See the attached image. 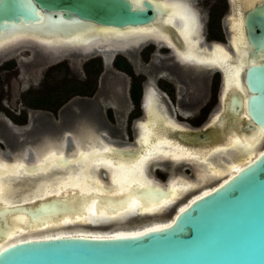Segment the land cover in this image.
Segmentation results:
<instances>
[{
    "label": "bare ground",
    "instance_id": "bare-ground-1",
    "mask_svg": "<svg viewBox=\"0 0 264 264\" xmlns=\"http://www.w3.org/2000/svg\"><path fill=\"white\" fill-rule=\"evenodd\" d=\"M132 1L138 4L142 0ZM166 1L162 6L169 15L167 22L176 25L180 36L183 37V40L180 39L184 41L186 52L179 50L181 60L197 64L209 63L221 68L222 71L224 70L221 97L223 107L218 108L220 110L214 112L211 121L208 122V124H215L227 114V111L223 112V109L225 101L229 106V96L241 95L243 102L247 97L248 91L242 77L246 66L254 62V59L248 62L245 36L239 32L233 34L232 53H229V49L227 50L224 46L216 45L214 50L210 51V58L202 56L198 54L200 46L199 40L196 38V19L186 6ZM160 27H164V25ZM145 37L148 39L158 38L159 41L164 39L170 43L169 38L164 37L155 27L149 29L130 27L125 30H117L110 27L99 29L90 24H83L56 33H45L40 27H23L2 33L0 34V51L25 41H36L45 46L47 50L69 47L81 49L85 54L98 51L106 57L107 61L110 59V55L115 56L117 52L124 51V47L128 44ZM93 47L97 49H91ZM145 112L146 119L139 121L136 125L138 133L135 143L123 145L124 148L137 151V155L130 158L114 153L113 147H116L117 142H110L112 146L104 137L77 139L74 134L71 139L75 146L72 145L67 152L65 150L63 152L65 154L61 151L58 154L55 152L57 151L55 148L42 147L43 149H39L40 151L37 152L33 147L29 149L27 147L22 156L17 155L12 162H6L3 154L0 153V208L35 204L57 196V198L65 197L66 204L63 205V210L71 211L58 218L52 215L54 210L51 209L48 212H41L42 218L36 217L35 220H31L24 211L13 213L10 215L11 227L8 232L0 233V248L23 240L61 237L68 234L108 236L120 233L131 234L147 227L157 228V226L166 223L168 218L142 222L141 225H136L134 228H128L126 222L128 223L137 213H149V215L162 213L168 210L176 199H180L192 190L199 189L186 198L202 194L218 181L224 180L237 167L248 162L258 153L264 143V129L255 127V131L248 136L233 131L222 147L215 146L202 149V151L190 150L173 142L168 138L167 132L163 130L166 128L167 130L168 128L185 130L186 127L175 123L174 119L167 114L158 95L151 93L146 98ZM243 116L246 117L244 113ZM228 118L230 127L237 125L236 117L229 116ZM224 122L225 120H222L216 128L223 131ZM48 139L51 142L55 141L53 138H47L43 142H49L46 141ZM66 139L67 135L65 134L63 141L66 142ZM100 140L108 143L109 146L102 144ZM68 154L69 156H67ZM23 156L26 158L23 159ZM17 158L23 160L16 162ZM66 158L68 159L65 160ZM167 159H170V164H176V166L189 163V167L197 174V181L183 176L177 180H173L171 177L167 182L161 183L145 174L144 169L148 162L152 160L162 162ZM156 167L163 169L161 163L155 165L153 170ZM25 181L31 182L35 186L34 189H38L33 192L32 196L24 198L22 195L10 192L14 182ZM151 186L168 189L164 195H159L149 191ZM139 187L144 189L142 193L145 195L132 191ZM99 196L103 198L100 200ZM183 206L184 203H181L177 210ZM1 218L2 223L4 217L1 216Z\"/></svg>",
    "mask_w": 264,
    "mask_h": 264
},
{
    "label": "water",
    "instance_id": "water-1",
    "mask_svg": "<svg viewBox=\"0 0 264 264\" xmlns=\"http://www.w3.org/2000/svg\"><path fill=\"white\" fill-rule=\"evenodd\" d=\"M145 6L149 8L148 4ZM148 8H138L130 0H0V34L23 27H40L45 33H56L83 24L125 30L152 23L155 15L150 14ZM249 36L256 62L248 65L243 73L247 97L244 102L241 95L229 97V106L225 101L223 109L227 111L223 119L236 117L237 125L233 128L224 123L221 131L216 128L218 125L207 123L204 131H193L189 134L191 137H182L190 144H180L182 147L201 151L222 147L233 131L248 136L255 127L264 129V32ZM26 43L50 54L81 50L69 47L47 50L36 41H25L4 50ZM213 131L217 132L214 138ZM64 137L53 139L60 143ZM132 150L135 151L133 156L137 155V151ZM132 150L113 147L114 152L127 155ZM24 152L26 150L19 155ZM150 188L159 195H164L168 189ZM197 190L176 199L162 213H137L126 222L128 228H134L142 222L165 219L161 217L168 214L166 223L157 228L147 227L131 234H68L23 240L0 248V264H264V143L254 157L224 180L202 194L186 198ZM181 203L184 206L177 210ZM29 205L31 203L8 209ZM36 212L43 211L39 207ZM36 212L26 213L33 220ZM1 216L0 212V226ZM1 232L8 230L0 229Z\"/></svg>",
    "mask_w": 264,
    "mask_h": 264
},
{
    "label": "flooded vegetation",
    "instance_id": "flooded-vegetation-1",
    "mask_svg": "<svg viewBox=\"0 0 264 264\" xmlns=\"http://www.w3.org/2000/svg\"><path fill=\"white\" fill-rule=\"evenodd\" d=\"M130 1L133 3L132 0ZM169 1L186 6L190 14L196 19L195 28L197 33L196 35L198 36V37L196 36V38L199 40V46H200L198 54L210 58V51H213L214 50L213 48L216 45H221L222 47L224 46V48H226L227 50L229 49L228 50L229 53H232L231 39L233 34H236L235 32H239L243 36H245L244 40L247 47L248 62H250L252 59H254V62H256V59L253 58L251 54L254 51V47L249 39L250 38L249 34L257 35L261 32H264V2H263L264 0H244V1L243 0H169ZM165 2L167 1L142 0L138 4L137 3H133V4L135 6H138V8H142V9H147L148 7H146L145 5L148 4L149 13L150 14L153 13L155 15L152 23L137 27L147 28V29L155 27L160 30V32L164 37L169 38L168 41L170 43H168L164 39L162 40L160 39L159 41L158 38L156 39L153 37L154 39L153 38L148 39L145 37L136 42L130 43L131 45L128 44L129 46L128 45L125 46L124 51L117 52L115 56H113L112 60L111 61L109 60V62L105 60L104 55L99 53L100 54L99 56H94L92 58L90 57L84 62V71L86 73V77L84 79H80L76 75L69 76L71 73L70 71L71 68L69 66L68 61L67 60L61 61L67 63L69 67L68 71L65 69L62 72L63 77L72 80L73 82L76 83V85L83 87L85 89V93H79L78 95L74 96V97H79L78 111H75L71 107L69 109L68 107H65L66 103L67 102L69 103L73 99L72 98L66 100L62 104V106L58 109V112L56 113L51 112L49 110L41 111L42 114L37 116L35 119L33 115L32 116L33 119H32L31 116L27 114V109L31 107H25L23 110V114L19 116L15 112V110L11 109L9 106L5 104L4 102L5 97L3 96V93H1L0 115L4 116L6 120L0 119V136H3V138L7 140V146L9 148L10 147L13 149L20 148L21 150L19 153L11 154L9 152L6 155L2 153L3 152L2 150L4 149H1L0 153L8 158L6 159V162L8 161L12 162V160L21 152L25 151L27 147L29 149L30 147L34 148L35 146H39V145L41 147L39 146L34 148L37 152L42 150L44 147H49L53 149L55 148L57 149V151L55 152H58V154H60L59 153L60 151L63 153L66 150L67 152L69 151V148H71L72 145L75 146V143H73V140L71 139L73 134L77 139L78 138L84 139L87 137L88 138L93 137L95 139V138L104 137V139L109 142V145H112L110 144V142H112L113 140H110L111 137L108 134L112 136L122 135L123 139H119V140L117 139L118 142L117 141L116 142L117 145L119 146L116 145V147L123 149L124 148L123 145H125L127 142L125 141L126 137L121 132V129L126 128V130L134 131V141L131 144L127 143V145H132L133 143H135L136 141L135 138L138 133L136 129L137 123L141 120L146 119L145 116L146 98L151 93L158 95L160 97L161 103L164 105L165 109L167 110V114L174 119L175 123L181 124L180 123L181 120L190 119L192 117H195L196 119L195 121L192 122V125H188V127L181 124L182 126L186 127L185 130L182 128H178V129L168 128V130L167 128L166 130L163 129L164 131L167 132L168 138L171 139L173 142L179 145L183 144L185 146H189L190 144H187V142L184 141L182 137L184 138L191 137V135L189 134H192L193 131H198V130L204 131L203 130L204 126L208 123V121H210L213 113L216 112L213 106H211L210 101L216 99L218 104L222 106L221 97H222V89L224 85L223 84L224 70L222 71L221 68L212 66L209 63L197 64L188 60L185 61L181 60V58L179 57L180 51L184 53L186 52L184 41H182L183 37L180 36L179 29L177 28L176 25L174 26L167 22V18L169 15L166 9H164L162 6L163 3ZM161 25L162 26L164 25L165 28L160 27ZM165 25L168 26L166 27ZM180 38H182V40ZM94 53H98V51L93 52L92 54ZM229 60L231 62H234V60L231 59ZM120 62H126L128 69L125 70L123 67L118 65V63ZM8 63H13L11 67H14V65H16V61L12 59L6 61L2 66L6 67ZM87 64H90V69H91L90 71L87 68ZM137 67L139 73L137 71ZM107 71L108 72L114 71L116 76L119 79H121V80H116L115 82L112 83V85L114 87L116 98L121 103H123L122 104L123 109L117 112L118 116L116 118V116L114 115V111L110 109L113 107L112 106L109 107L108 117L106 120L104 113L102 111L103 106L98 105L99 102H96V98L99 99L100 96L103 94L102 83L100 84V77L104 74L106 75ZM126 81L129 84L128 86L129 99L132 100L133 105L135 106L128 114L130 116L129 119H124L126 117V112L128 109L126 108L127 106L124 105V97H123V90L126 91L125 86H127ZM177 100L181 101V105L183 108L181 111L174 112L173 106L174 104H176ZM33 109H39V108H33ZM41 110H45V109H41ZM43 112H48L52 115H55L56 117L60 114L62 122L59 125V128L62 129L67 126L68 127L71 126L72 128L71 132L65 131L64 133L62 132L61 134V136L65 134L67 135L66 142L65 141L60 142L62 145L61 144L58 145L59 142L55 139L54 140L56 142L55 141L51 142L48 139L46 140L49 141L47 143L43 142L44 140H42L41 143L37 145H31L30 143L28 142L26 143L24 142V140H21L18 136L19 134H23L22 131L18 132L17 129H14V127L11 125L13 123L15 125L25 126L26 130L29 129V132L26 131V133L32 132L35 127L36 129H38L39 132H41L42 128L46 130H48L49 128L52 129L56 128L57 126H53L54 125L52 123L53 120L49 116V114ZM90 119H92L93 121H91ZM23 120H25L24 123L22 122ZM80 120L81 122L86 121L85 124L80 125L81 122L78 123ZM87 120H90L91 123L88 122ZM36 121L38 123L37 126L35 125ZM61 129H59L58 131H60ZM178 135L180 137L177 138ZM101 143L109 146L108 143L104 141H102ZM0 145H3V143L0 142ZM124 149H127V147H125ZM132 151L133 152L128 155L123 152H119V153L114 152V153L118 155L126 154L125 157L127 156V158H130L135 153L134 150ZM67 156H69V154ZM23 157H24L23 159L26 158V156ZM23 159L17 158L16 162L22 161ZM159 163L167 164L169 166L171 165L170 159L164 160L162 162H158L157 160H152L148 162L146 167L149 165H151V167L153 166L152 168H150V171H152L155 165H158ZM158 168L159 167H156V169ZM145 169H144L145 174L150 175L148 174V172H146ZM156 169H154V171ZM178 178L179 176H177L173 180H177Z\"/></svg>",
    "mask_w": 264,
    "mask_h": 264
},
{
    "label": "rangeland",
    "instance_id": "rangeland-1",
    "mask_svg": "<svg viewBox=\"0 0 264 264\" xmlns=\"http://www.w3.org/2000/svg\"><path fill=\"white\" fill-rule=\"evenodd\" d=\"M91 49H97V48L93 47ZM81 52H82V50H75V51L64 50V51H61L59 53L50 54L46 51L41 50L38 46H36L34 44H28V43L20 45V46H16V47L11 48L9 50H4V51L0 52V95H1V93H3V96L5 97V99H4L5 104L7 106H9L11 109L15 110V112L19 116H21L23 114V110L25 108L22 95L27 93V92L36 93L35 91L51 90V89L54 90L55 87L58 86V84H59V81H58L59 79H58L57 73L54 71L52 72V74L50 75V78H49V69H51L52 67L61 63V61H63V60H67L69 63V66L71 68V70H70L71 73L69 76L76 75L80 79H84L86 77V73L84 71V62L87 59H89L90 57L92 58L94 56H99L100 54L99 53L84 54V52H82L83 56H81L82 55ZM110 56L111 57H109L110 58L109 60L111 61L113 58V55H110ZM104 58L106 60L105 56H104ZM12 59L16 61V65H14V67L2 66V65H4V63L6 61L12 60ZM109 60L107 59V61H109ZM137 71L139 73L138 67H137ZM47 77H48V82L46 80ZM116 80H121V79H119L116 76L114 71H111V72L107 71L106 75L104 74L100 77V84L102 83L103 94L100 96L99 99L96 98V102H99L98 105L103 106L102 111L104 113L106 120L108 117L109 107H111V106L113 107L110 109L112 111H114V115L116 116V118L118 116L117 112H119L123 109L122 108L123 103H121L116 98L114 87L112 85V83L115 82ZM129 83H130V80H129ZM126 85H127V86H125L126 91L123 90V97H124V105L127 106L126 108H128V109L126 112V117L124 119H129L130 116L128 114H129V112H131V110L135 106L133 105L132 100L129 99V93H128L129 92L128 91L129 84L127 81H126ZM78 98L79 97L72 96L70 98L72 100L69 103L67 102L65 107H68V109L71 107L75 111H78L79 110ZM210 102H211V106H213L215 111H218L219 110L218 108H220V109L222 108V106H220L218 104L216 99H214L213 101H210ZM107 103H108V105H107ZM173 107H174V109H173L174 112L181 111L183 108L180 100H177L176 104H174ZM41 111H48V110L29 108V109H27V114L29 116H31V118L34 115V119H35L37 116L42 114ZM138 112H141V111H138ZM43 113H48V112H43ZM48 114L53 120V122H52L54 124L53 126H57L56 128H53V129L49 128L48 130L42 128L41 132H39L38 129H36V127H35L32 132L26 133L25 132V129H26L25 126L15 125L13 123L11 125L14 127V129H17L18 132L22 131L23 134H19L18 137L21 140H24V142L30 143L31 145H37V144L41 143V141L44 140L45 138L60 137L62 132L64 133L65 131L71 132V129H72L71 126L70 127L67 126L65 128H62V129L59 128V125L62 122L60 114L57 117L55 115L50 114V113H48ZM0 119L6 120L5 117L2 115H0ZM228 119L229 118L223 119V117H222L221 120H219L217 123H215V126L219 125V123L222 120L223 121L225 120L224 123H226V121ZM90 120L93 121L92 119H90ZM90 120H87V121L90 122ZM195 120H196L195 117H192L190 119L181 120L180 123L182 125L188 127V125H192V122ZM80 122H81V120L78 123H80ZM85 122L86 121H82L80 123V125L85 124ZM227 124H229V120H228ZM35 125L36 126L38 125L37 121L35 122ZM131 126H132V124H131ZM59 129H61V130L58 131ZM121 132L126 137L125 141L128 144H131L134 141V131L133 130L131 131V130H126V128H123V129H121ZM31 133H32V135H31ZM108 135L111 137V140H113L114 142H116L117 139L118 140L123 139L122 135H117V136H112L110 134H108ZM216 136H217V132L213 131V138ZM114 139H116V140H114ZM0 142L3 143V145H0V151H1V149H4V150H2L3 154L7 155V153H9V152L11 154H14V153L16 154V153H19L21 151L20 148L19 149L18 148L13 149L11 147L9 148L7 146V140L5 138H3V136H0ZM4 158L8 159L5 156H4ZM162 165H163V169L161 167H159L158 168L159 170L156 169L155 171L153 169H152V171H150V168H152L153 166L152 167H151V165L147 166L145 170H146V172L149 171V174H150L147 176L150 178L156 179L157 181H159L161 183H163L164 181L167 182L168 179L171 177L174 179L177 176H179V177L184 176V177H188L190 180L197 181L196 180L197 174L195 173L194 170H192L189 167V165L180 164V165H177L178 167L176 166V164H171L170 166L167 164H162ZM11 187L13 188V189L10 188L11 193L17 194V195H22L24 198L32 196L34 194L33 192H36L38 190V189L37 190L34 189L35 186H33V184L29 181L28 182H26V181L25 182H14ZM152 190L153 189L150 188L149 191L153 192ZM132 191L134 193H137V194H143L142 193L143 190H137V188H134ZM69 194H71V193H69ZM143 195H145V193ZM102 198L103 197L99 196L100 200ZM65 201H66L65 197L57 198V196H53V197H51V199H48L46 201L36 202L35 204H31V205L26 206V207H21V208H17V209L0 208V212H1L2 216L4 217V220L1 223L0 229L3 231L9 230V228L11 227L10 215H12L13 213H15L17 211L35 213L36 210L40 207V210H42L43 212H48L51 209H53L54 213H52V215L57 216L58 218L62 217L65 214H67V212H68V211L63 210V207H64L63 205L66 204ZM36 207H38V208H36ZM69 212H71V211H69ZM35 215H37L36 217L42 218V216H40L41 213L36 212ZM167 216H168V214L162 216L161 218H166ZM6 217H8V218H6ZM35 218L33 220H35ZM140 222L141 221H139V223Z\"/></svg>",
    "mask_w": 264,
    "mask_h": 264
},
{
    "label": "trees",
    "instance_id": "trees-1",
    "mask_svg": "<svg viewBox=\"0 0 264 264\" xmlns=\"http://www.w3.org/2000/svg\"><path fill=\"white\" fill-rule=\"evenodd\" d=\"M12 64L13 63H8L7 66L11 67ZM118 65L123 67L125 70L128 69L126 62H120L118 63ZM87 68L89 69V71L91 70L90 64H87ZM65 69L67 71L69 70L68 64L65 62H61V64L49 69V78L53 71L57 73L59 79L58 86H56L54 90H41L35 91L36 93L27 92L23 94L22 96L24 106L45 109L56 113L66 100H69L72 96L78 95L79 93H85V89L83 87H80L76 85V83L72 80L63 77L62 72ZM46 80L48 82V77L46 78ZM24 121L25 120H23L22 122L24 123Z\"/></svg>",
    "mask_w": 264,
    "mask_h": 264
},
{
    "label": "snow or ice",
    "instance_id": "snow-or-ice-1",
    "mask_svg": "<svg viewBox=\"0 0 264 264\" xmlns=\"http://www.w3.org/2000/svg\"><path fill=\"white\" fill-rule=\"evenodd\" d=\"M207 195V194H206ZM182 211H184V210H182ZM168 227H171V225H169ZM152 231H156V229H153Z\"/></svg>",
    "mask_w": 264,
    "mask_h": 264
}]
</instances>
